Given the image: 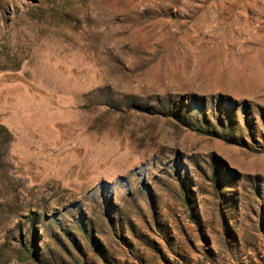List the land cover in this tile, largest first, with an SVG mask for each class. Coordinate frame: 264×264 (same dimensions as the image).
I'll return each instance as SVG.
<instances>
[{"label": "rangeland", "instance_id": "1", "mask_svg": "<svg viewBox=\"0 0 264 264\" xmlns=\"http://www.w3.org/2000/svg\"><path fill=\"white\" fill-rule=\"evenodd\" d=\"M0 264H264V0H0Z\"/></svg>", "mask_w": 264, "mask_h": 264}, {"label": "trees", "instance_id": "2", "mask_svg": "<svg viewBox=\"0 0 264 264\" xmlns=\"http://www.w3.org/2000/svg\"><path fill=\"white\" fill-rule=\"evenodd\" d=\"M189 121L183 122L186 127H189L191 129H193L194 131H200L197 128H195V126L191 125ZM206 133H207V135H212L214 137H218L219 139H222L224 142H226L228 144H236V145H238L240 147H244L245 146L243 141L237 139L234 135L222 134L221 136H218L216 133H211V134H209L210 132H206ZM26 254H27V252H25V256H26ZM19 259H22V258H19Z\"/></svg>", "mask_w": 264, "mask_h": 264}]
</instances>
